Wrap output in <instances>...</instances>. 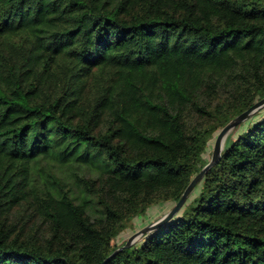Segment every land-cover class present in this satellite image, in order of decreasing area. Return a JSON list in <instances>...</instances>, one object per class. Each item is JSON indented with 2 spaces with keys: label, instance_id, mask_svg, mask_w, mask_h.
Returning a JSON list of instances; mask_svg holds the SVG:
<instances>
[{
  "label": "trees",
  "instance_id": "trees-1",
  "mask_svg": "<svg viewBox=\"0 0 264 264\" xmlns=\"http://www.w3.org/2000/svg\"><path fill=\"white\" fill-rule=\"evenodd\" d=\"M262 98L264 0H0L15 116L0 144L27 159L39 208L3 212L0 177V264H102ZM106 264H264V107L167 224Z\"/></svg>",
  "mask_w": 264,
  "mask_h": 264
},
{
  "label": "rangeland",
  "instance_id": "rangeland-1",
  "mask_svg": "<svg viewBox=\"0 0 264 264\" xmlns=\"http://www.w3.org/2000/svg\"><path fill=\"white\" fill-rule=\"evenodd\" d=\"M14 117L7 106L0 103V129ZM214 141L215 138L209 142L208 150L204 156L206 161L211 160ZM0 177L11 194L10 202L2 211L9 212L17 222L22 218L34 220L38 215L39 208L33 202L28 189L29 164L27 159L20 155L18 146L12 143L0 144ZM173 205L165 204L151 208L129 226L122 237L118 239V244L125 243L134 234L163 218L172 210L175 206ZM140 239L141 237L136 242Z\"/></svg>",
  "mask_w": 264,
  "mask_h": 264
},
{
  "label": "water",
  "instance_id": "water-1",
  "mask_svg": "<svg viewBox=\"0 0 264 264\" xmlns=\"http://www.w3.org/2000/svg\"><path fill=\"white\" fill-rule=\"evenodd\" d=\"M264 107V98H262L260 101L255 103L252 107H250L248 110L234 118L231 122H229L223 129H221L214 141L213 150H212V157L211 160L208 162V164L197 174V176L191 181V183L188 185L184 193L182 194L179 201L175 204V206L172 208V210L165 215L163 218L158 220L157 222L151 224L150 226H147L140 232L134 234L131 236L123 246L116 249L102 264H106L109 262L112 258H114L117 254L124 251L127 248H130L138 238L152 232L153 230H156L157 228L167 224L178 212L179 210L184 206L187 199L189 198L192 191L195 189V187L204 179L205 175L221 160L222 152L225 148L226 142L228 137L231 135V133L242 123L250 119L256 112H258L261 108Z\"/></svg>",
  "mask_w": 264,
  "mask_h": 264
}]
</instances>
